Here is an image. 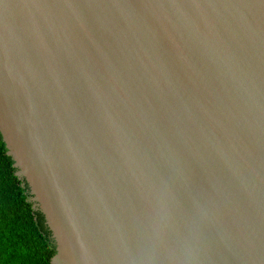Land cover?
<instances>
[{
    "label": "water",
    "instance_id": "water-1",
    "mask_svg": "<svg viewBox=\"0 0 264 264\" xmlns=\"http://www.w3.org/2000/svg\"><path fill=\"white\" fill-rule=\"evenodd\" d=\"M0 135L51 264H264V0H0Z\"/></svg>",
    "mask_w": 264,
    "mask_h": 264
},
{
    "label": "trees",
    "instance_id": "trees-1",
    "mask_svg": "<svg viewBox=\"0 0 264 264\" xmlns=\"http://www.w3.org/2000/svg\"><path fill=\"white\" fill-rule=\"evenodd\" d=\"M0 135V264H51L53 254Z\"/></svg>",
    "mask_w": 264,
    "mask_h": 264
}]
</instances>
